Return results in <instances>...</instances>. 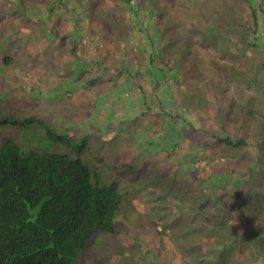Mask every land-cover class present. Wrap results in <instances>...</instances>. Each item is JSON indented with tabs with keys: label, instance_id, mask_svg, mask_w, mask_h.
Here are the masks:
<instances>
[{
	"label": "rangeland",
	"instance_id": "1",
	"mask_svg": "<svg viewBox=\"0 0 264 264\" xmlns=\"http://www.w3.org/2000/svg\"><path fill=\"white\" fill-rule=\"evenodd\" d=\"M62 1L60 7L67 8L68 1ZM174 1L167 0L165 8L170 11ZM125 4L104 0L85 12L90 5L84 0L76 4L75 24L58 8L43 10L37 15L50 30L41 33L37 26L25 28L12 12L13 0H0V146L14 140L23 154L69 157L82 147V161L97 168L102 186L119 183L116 234L94 238L74 264H167L170 259L193 264L195 258L201 264H264L259 242L264 170L252 168L257 148L217 142L224 134L217 108L207 106L205 113L199 108L194 116L181 106L179 87L171 98L173 78L170 70L163 72L168 65L159 68L153 57L165 54L172 42L159 31L137 32L141 14L149 25L148 6L157 12L163 6L159 0ZM153 22L163 28V21ZM127 25L132 34L125 32ZM104 33H111L108 40L116 48L111 50ZM186 40L180 36L178 48ZM122 53L128 61L147 54L150 63L129 67ZM186 71L191 72L189 62ZM183 72L173 75L172 85L181 84ZM187 87L192 88L188 82L181 86ZM231 87L238 96L235 84ZM252 95L248 89L246 96ZM239 130H232L235 138L242 135Z\"/></svg>",
	"mask_w": 264,
	"mask_h": 264
},
{
	"label": "trees",
	"instance_id": "2",
	"mask_svg": "<svg viewBox=\"0 0 264 264\" xmlns=\"http://www.w3.org/2000/svg\"><path fill=\"white\" fill-rule=\"evenodd\" d=\"M33 1L13 0L17 9L12 12L22 17L25 28L37 26L44 33L50 29L45 28L47 23L38 13L58 8L60 13L67 14V23L75 24L80 18L77 5L84 0H67V8L60 7L62 0L61 3ZM102 1L88 0L90 6H85V12ZM120 1H125L127 6L133 2ZM160 1L163 10L157 12V7L152 8L151 16L156 19L169 13L175 17L172 26L181 31L180 35L185 36L191 47L189 53L182 52L183 57H190L191 72L186 71L187 64L176 67L177 72L187 73L176 86L177 95L183 97L181 106L194 116L199 108L204 113L207 106L217 108L216 116L224 131L215 138L217 142L234 149L254 145L258 152L253 171L256 168L263 171L264 0H175L170 11L165 8L167 0ZM56 20L57 24L59 18ZM142 30L140 27L139 31ZM164 56L154 55L153 59L156 64H166ZM3 61L9 62L7 57ZM170 67H165L163 72L171 73ZM248 72L251 75L245 78ZM184 82L192 88H181ZM233 84L238 96L231 92ZM248 89L253 91L251 97L246 96ZM168 94L175 97L176 89L170 88ZM164 100L161 98L158 103ZM176 107L179 108L178 103ZM199 126L204 127L201 123ZM235 128L240 129V137L233 136ZM80 150L76 157H69L37 152L23 154L14 140L0 146V264H74L94 238L116 234L114 220L122 207L119 183L102 186L97 168L92 169L82 161L83 148ZM231 162L229 158L225 160L228 165ZM260 226V232L264 233V223ZM259 242L264 244V237ZM197 259H193V264H201ZM211 262L216 264L215 260Z\"/></svg>",
	"mask_w": 264,
	"mask_h": 264
},
{
	"label": "clouds",
	"instance_id": "3",
	"mask_svg": "<svg viewBox=\"0 0 264 264\" xmlns=\"http://www.w3.org/2000/svg\"><path fill=\"white\" fill-rule=\"evenodd\" d=\"M160 1V0H159ZM133 2H134V0H133ZM160 3L161 4H163V2H161L160 1ZM149 7V11H148V13L147 14H145L147 17H146V19H147V22L149 23V25H145L144 26V24H146V22H143L144 21V16L141 14V16H142V22H141V28L143 29L142 31H144L146 34H151V33H153V32H155V31H159V32H162V33H164V40H166V41H170V42H172L169 46H167V48H166V53H165V56L163 57V59H164V62H166V61H169V63L168 62H166V64L167 65H170L171 67V69H172V72L171 73H169V74H171L170 75V77L171 78H173V80H172V82H175V80H176V78H174L173 77V75H176V74H178V72H177V70H176V67L177 66H185L186 64H187V62L189 61V56H185V57H183V54H182V52H185V53H189L188 52V50L191 48L190 47V45L188 44V42H186V46H180L179 48H178V44H179V37L181 36L180 35V32L181 31H178L177 29H175L174 27H172V28H168L167 29V27L165 26L164 27V25L166 24V22H169L170 24H173V22L171 21L172 20V15L171 14H169V13H164L163 14V16H162V18H160V17H157L156 19H158L160 22H162L163 23V28L162 29H159L160 27L158 26V24H154V18L152 17L151 19H149L148 18V14H149V12H150V14H151V10H150V6H148ZM135 18V17H134ZM134 18H132V20L134 19ZM131 20V21H132ZM128 25H129V23H128ZM127 25V26H128ZM155 25V26H154ZM119 30H122L123 31V29L122 28H118ZM124 30H125V32L127 33L128 31L129 32H131V34L133 33V30L128 26V27H125L124 26ZM151 30H153V32H151L150 33V31ZM101 31H103L102 29H101ZM137 32H141V31H139V29L137 30ZM105 34V33H104ZM105 36V40L104 41H106V40H108L109 39V37H107L106 36V34L104 35ZM104 41H102V42H104ZM109 42H110V44L112 43L110 40H108ZM115 45H117L116 44V41H115ZM98 48H100V50H101V48H104V46L103 45H101L100 44V46L98 47ZM113 48H116V47H114L113 46V43H112V46H111V50L113 49ZM171 49V54H169V55H167V52L169 51ZM173 49H174V51H173ZM119 52H122V51H119ZM151 54V53H150ZM122 59H125L126 60V64H127V66H129V67H135V66H140L145 60V62H146V64H149L150 63V57L147 55V54H145L144 56H138V57H135V56H133V58L130 60V61H128V59H126L125 57H124V54L122 53ZM144 57L146 58V59H144ZM105 58H107L106 56L103 58V61L102 62H104L105 61ZM110 59V58H109ZM101 63V62H100ZM130 64V65H129ZM145 65V64H144ZM159 68H163V66H165V64H156ZM112 68L113 69H115L114 68V66L112 65ZM186 68V67H185ZM112 70V69H111ZM183 71V70H182ZM182 71H181V73H182ZM118 72H119V70H118ZM121 73V72H120ZM120 73H118V74H120ZM185 75H187V73H185V72H183ZM177 76V75H176ZM172 82H170L171 83V86H174V87H171L172 88V90H174V89H177V85H172ZM175 83H177V80H176V82ZM171 100V99H170ZM234 216L235 215H238V213H234L233 214ZM183 263H185V259H181V260H173V259H170L168 262H167V264H183ZM186 264V263H185Z\"/></svg>",
	"mask_w": 264,
	"mask_h": 264
}]
</instances>
